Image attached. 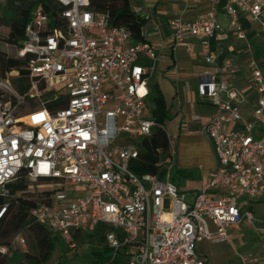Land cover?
Returning a JSON list of instances; mask_svg holds the SVG:
<instances>
[{
  "label": "built area",
  "instance_id": "1",
  "mask_svg": "<svg viewBox=\"0 0 264 264\" xmlns=\"http://www.w3.org/2000/svg\"><path fill=\"white\" fill-rule=\"evenodd\" d=\"M52 1L54 14L37 9L24 42L15 46L25 61L27 74L19 77L27 91L14 90L0 70V195L9 199V185L20 175L43 184L51 194L29 211L30 218L72 248L78 238L105 228L109 253L100 264H209L198 243L233 246L229 227L247 225L264 237V219L241 201L264 197V138L256 134L264 120V72L251 60L257 100L252 119H244V98L227 78L238 69L212 48L224 30L221 8L239 40L249 43L245 23L257 26L264 39V0H210L194 21H170L172 46L189 37L201 40L212 71L199 95L217 109L201 128L217 167L192 202L172 182L174 140L153 118L149 81L168 46L158 50L145 39L135 41L131 31L95 12L90 0ZM30 101L36 106L19 115ZM158 128L168 139L166 157L158 174L138 175L132 169L141 156L137 142ZM8 207H0V217ZM237 256L240 264H264L252 253Z\"/></svg>",
  "mask_w": 264,
  "mask_h": 264
},
{
  "label": "crops",
  "instance_id": "2",
  "mask_svg": "<svg viewBox=\"0 0 264 264\" xmlns=\"http://www.w3.org/2000/svg\"><path fill=\"white\" fill-rule=\"evenodd\" d=\"M130 1L133 10L147 20L148 24L143 32L144 39L158 50L162 49L164 45L168 46L166 50L161 52L149 83L152 90L155 85L160 87L158 83L152 82L153 77L160 74L169 83V102H167L166 92L160 89L163 91L169 110V120L176 122L175 135L171 136L173 140L176 136L178 143L176 146L174 141L177 155L176 167L182 170L195 171L192 179L181 181L178 187L187 195V199L191 196L189 201L192 202L201 191L206 177L217 167L213 147L201 132L202 126L216 114L217 109L212 102L201 99L199 95L200 82L206 73L212 71L210 67L205 65L206 52L202 47L201 40L189 37L183 45L172 46L170 21L177 18L194 21L208 11L210 0ZM224 2L226 3L227 0H223ZM219 17L224 30L220 40L212 42V48L219 53L220 57L225 55L224 59H231L238 69L237 75L227 76V78L241 92L244 98L241 104L242 115L244 119L250 120L256 107L257 95L249 66L251 60L254 59L264 72V39L258 31V27L253 25L247 31L249 43L239 40L235 33L230 30L229 20L224 15L222 8ZM249 33H253L251 38ZM236 40L240 43H236ZM245 46L250 48L247 53H245ZM194 47L199 49L196 50ZM258 55L261 57L257 58ZM245 57L250 58L247 61ZM192 116H199L201 121L199 123L187 122L186 117ZM256 134L259 138H264V120L258 125ZM183 184L187 187L189 195L183 190ZM219 190L223 192L222 189ZM209 227L211 231L216 230L212 223H209ZM239 228H228V234L236 252H238ZM262 238L264 239V237ZM199 255L207 258L209 264H212L207 256Z\"/></svg>",
  "mask_w": 264,
  "mask_h": 264
},
{
  "label": "trees",
  "instance_id": "3",
  "mask_svg": "<svg viewBox=\"0 0 264 264\" xmlns=\"http://www.w3.org/2000/svg\"><path fill=\"white\" fill-rule=\"evenodd\" d=\"M46 1H48V3ZM23 3L15 8L13 18L10 20L0 19V28L6 27L9 31L7 36L0 35V42L13 46L21 44L25 40L26 27L31 21L35 11L37 9H43L54 14L56 9V4L52 0H36V5L34 7ZM90 3L91 8L95 12L108 16L112 27L128 29L131 31L135 41L144 40L143 32L147 27V20L133 10L130 0H90ZM244 26L248 31L249 26L246 23ZM252 36L253 33H249V37L251 38ZM260 57L261 55L257 56V58ZM224 58L225 55H222L220 57L221 61L224 60ZM0 70L3 75H5L7 71H17L21 76L27 74L24 60L16 56H8L4 53H0ZM26 91V86L19 90L20 93H25ZM152 103L154 105L153 118L158 123L164 125V123L169 120V110L166 105L163 91L157 85H155L152 90ZM137 144L141 156L138 160L134 161L132 165L133 171L138 175L158 174L160 171L158 165L164 160L168 152L169 144L165 132L158 128L151 138L143 139L137 142ZM194 173V170H182L175 167L172 172V182L179 186L181 181L192 179ZM27 181L24 175H20L16 181L9 185L11 197L5 199L0 195V207L5 205L6 201L14 200L13 203H8L9 207L6 213L0 217V247L9 249L11 247V241L16 234L22 230L31 227L34 228L36 226L38 231L46 235V238L43 240L44 255L42 258V261L45 263L51 259L58 244L62 243L59 240L61 236L59 237L57 234L37 224L30 218L29 211L37 205V202L28 197L29 184ZM50 194L51 191L48 189L42 192L44 200ZM105 231V228H99L92 237L98 236L99 240L105 243ZM52 236H54L53 239H51ZM108 253V248L106 245H103L100 249L92 253L95 258L92 260L91 264H100L103 260H106ZM3 262L4 257L0 254V264ZM118 264H124V260H118Z\"/></svg>",
  "mask_w": 264,
  "mask_h": 264
},
{
  "label": "rangeland",
  "instance_id": "4",
  "mask_svg": "<svg viewBox=\"0 0 264 264\" xmlns=\"http://www.w3.org/2000/svg\"><path fill=\"white\" fill-rule=\"evenodd\" d=\"M46 2L48 3V1ZM22 3L34 7L36 5V0H0V19L10 20L13 18L15 8L20 6ZM8 33L9 31L6 27L0 28L1 36H7ZM236 43H240V41L236 40ZM245 47V53H247L250 48L248 46ZM194 49L198 50L199 48L194 47ZM0 53L15 57L17 55V48L13 45L0 42ZM250 57H245V60L248 61ZM261 66L263 67V65ZM5 73H7L6 77L14 90L19 91L25 86L26 81L19 77V73L17 74V72H14L11 76L8 75L9 71ZM152 82L158 83L160 88L166 92L167 102H169V83L165 81V79L162 77V74L154 76ZM30 106L32 108L36 106V104L33 101H30L27 103V105L19 108V115L26 113L29 109L28 107ZM175 126L176 122L173 120H167L164 123V128L170 136L175 135ZM174 141L176 146H178L176 136L174 137ZM199 141L201 142V140ZM201 144L203 145V143ZM27 183L29 184L28 197L37 203L44 200L42 192H44L46 188L43 186V184H32L29 180ZM182 186L183 190L189 195L190 193L188 192L187 187L184 184ZM188 200H191V196L188 197ZM241 201L247 205L246 208H252L257 217L264 219V197L260 201H249L245 197H242ZM13 202L14 200L6 201V203ZM36 228V226L34 228H27L16 234L11 241V247L9 249L0 247L1 250L5 251L0 253L4 257V262L2 264H91L92 260L95 258L92 253L105 245L104 242L99 240L98 236L93 238L91 235L85 234L83 238H78L74 242V247L72 248L70 244H68L64 239H61L60 235L57 234L60 237L59 240L62 243L58 244L51 259L44 263L42 261L44 255L43 240L46 238V235L45 233L38 231ZM238 233V252L241 254L252 253L264 261L263 236L254 232L247 225L241 226ZM18 237L24 239V244L18 240ZM53 237L54 236H52L51 239H53ZM198 253L203 256H207L212 264H240L237 252L229 243H214L208 240H203L198 243Z\"/></svg>",
  "mask_w": 264,
  "mask_h": 264
}]
</instances>
